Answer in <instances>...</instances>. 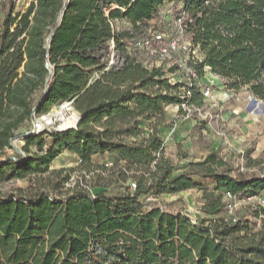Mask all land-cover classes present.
<instances>
[{
  "label": "trees",
  "instance_id": "1",
  "mask_svg": "<svg viewBox=\"0 0 264 264\" xmlns=\"http://www.w3.org/2000/svg\"><path fill=\"white\" fill-rule=\"evenodd\" d=\"M167 2L184 3L179 29L199 52L188 61L196 78L209 70L228 89L264 100V0H32L24 11H15L14 0L2 2L0 264H264L263 210L253 211L254 220L225 217L226 193L260 196L264 173L237 170L221 148L177 173L166 154L167 107L202 99L196 78L173 82L174 70L147 66L136 45L148 29L157 31L152 22L162 28ZM110 41L122 61L109 67ZM63 102L80 120L52 131L50 141L34 122ZM27 125L32 129L22 132ZM18 138L23 151L13 144ZM65 151L79 157L81 169L132 179L136 188L94 194L78 185L63 193L72 169L51 164ZM251 153L246 165H260ZM106 156L111 165L98 160ZM18 180L28 185L2 189ZM198 186L202 221L142 200Z\"/></svg>",
  "mask_w": 264,
  "mask_h": 264
},
{
  "label": "rangeland",
  "instance_id": "2",
  "mask_svg": "<svg viewBox=\"0 0 264 264\" xmlns=\"http://www.w3.org/2000/svg\"><path fill=\"white\" fill-rule=\"evenodd\" d=\"M3 2V1H2ZM2 2H0V31L1 23L3 19V7ZM32 0H14L15 11H24ZM184 7L183 2H167L161 10V18L163 20V25L157 27L155 22L151 23L152 29L161 31L166 34L167 38H177L179 37L181 44H189L190 38L186 34H182L179 29V19L178 16ZM116 26L120 28L123 26L121 22H117ZM145 35L151 36L152 33L149 31ZM199 54V52H197ZM122 53H115V60L122 61ZM176 56V57H175ZM190 57V52H180L175 55L164 56L160 54H152L146 50L143 52L142 60L149 66H163L166 70L173 69L174 71L169 72V76L173 81H181L183 77H186L185 71L180 67V58L188 59ZM208 78L203 83V80H198L202 92V99L196 103L190 105L188 109L177 110L174 105L169 108L168 113V126L161 129V136L164 141L166 154L172 157L177 162V167L175 172L179 173L185 170L188 166L190 160H200L204 158L208 152H210V146L213 145L214 136L212 131L209 130L208 125L217 128V125H221L222 120L217 113H214L217 108H237L239 111L240 107L236 106V103L243 108L244 114H249L253 118L247 122V135L242 138V142L239 147L234 149H225L222 151L221 155L226 159L231 160L236 169H247L264 173V100L255 98L250 92L244 88L239 92H235L227 88L226 81L220 76L213 74L210 76L206 74ZM199 79V78H196ZM203 87V88H202ZM209 88L210 94L205 95L204 91ZM234 99V103L230 100ZM256 99V100H255ZM230 101V102H229ZM67 102L55 105L51 110L39 116L44 123V131L46 132V138L51 141L50 133L55 130H60L62 121L59 120V112L62 110L63 106H66ZM67 106L68 119L72 121L76 120V116L79 113L74 110L72 104ZM168 112V111H167ZM51 117L52 122L49 124L46 122L45 118ZM145 130L141 135H147L149 130L144 126ZM32 126L27 125L20 130L22 132L31 130ZM223 130V129H222ZM220 130V131H222ZM183 136V138H182ZM218 136H222L221 134ZM178 143L182 144V149L187 152L188 157L184 158L178 155ZM14 146L19 150L23 151L25 142L22 138L15 139L13 141ZM31 150L36 151V147L32 146ZM248 150H252L251 156L253 158H260L262 163L257 166L248 167L246 165V154ZM14 154L13 149L8 150V155L12 156ZM100 162H109L111 165L114 159L107 156L105 158H99ZM79 157L71 152L65 151L51 164L52 170H65L69 169L71 173V180L65 184L62 188V192L74 190L78 185L81 187H86L92 193L96 194L104 190L108 194H116L124 192L127 187L131 186L135 181L130 179L126 183L122 181H114L109 177V172H102L101 170L88 172L80 168ZM66 172L64 174H66ZM97 174H101V177ZM47 176V174L45 175ZM198 182L199 179H197ZM28 183L25 180H18L14 183L6 184L2 187L4 191H9L11 188L15 187H26ZM214 188V186H212ZM203 189L200 186L188 189L176 194H162L159 197L154 196H143L142 200L150 202L151 205L158 204L163 205L165 208L175 212H185L194 221H202L204 214L201 211V207L204 202ZM59 194V193H58ZM229 204V210L225 214V217L233 218H243L254 220L253 211L255 209L263 210L264 212V192L254 198H227ZM255 228H260V220H255Z\"/></svg>",
  "mask_w": 264,
  "mask_h": 264
},
{
  "label": "built area",
  "instance_id": "3",
  "mask_svg": "<svg viewBox=\"0 0 264 264\" xmlns=\"http://www.w3.org/2000/svg\"><path fill=\"white\" fill-rule=\"evenodd\" d=\"M2 1H5V0H0V2H2ZM180 22H181V19H180ZM116 24H117V22H114L113 25H116ZM149 31L152 33L151 36L144 35L142 37H139L136 40V45L139 48H142V49H144L147 52L152 53V54L156 53V54H160V55H164V56H170V57L176 53H180L181 51L182 52L189 51L190 54L193 53L197 57H200V55L197 53L198 50H196V49L193 50L191 40L189 41V44L182 45L179 37H177V38L173 37V38L168 39L166 34L163 32L152 31L151 29H148L147 32H149ZM181 33L184 34V31L182 30V28H181ZM115 53H116V50H115L114 41H110V53L107 57V62H108L109 67L113 66L119 62L118 59L117 60L114 59ZM189 58L187 60L180 58V60H179L180 64L179 65L185 71L190 84H192L191 83L192 80L195 79L197 75H196L195 70L188 65ZM171 80H172V78H171ZM173 82H177V81H173ZM188 94L190 95V92H188ZM204 94L209 95L210 89L207 88L204 91ZM190 105L191 104H189V102L185 100L181 103L174 104V107L177 110H181V109H188L190 107ZM43 129H44L43 121L40 119H36V121L34 122V130H36L37 132H40ZM131 188L132 189L136 188V184L132 183ZM226 197L229 199L236 198L229 192L226 193ZM233 220L235 221L236 218H233Z\"/></svg>",
  "mask_w": 264,
  "mask_h": 264
},
{
  "label": "crops",
  "instance_id": "4",
  "mask_svg": "<svg viewBox=\"0 0 264 264\" xmlns=\"http://www.w3.org/2000/svg\"><path fill=\"white\" fill-rule=\"evenodd\" d=\"M206 74H209L210 76L213 75V73L209 70ZM205 76L201 78L204 84L208 79ZM198 80L200 79H196V84L200 90L201 86ZM230 101L234 103V99ZM171 106L173 105H169L167 107L168 113ZM236 106L240 107L239 111L237 110V108H230L229 106L228 108H217V110H215L214 113H217V115L220 116V120H222V122L221 125L216 124L217 128L208 125L209 130L212 131V135L214 136L213 145L210 146L211 151H216L219 148H221L222 151L225 149L228 150L237 148L241 144L242 138H245V135H247L246 125L247 122L249 120L251 121L253 117L249 114H244L243 108H241L239 104L236 103ZM220 134L222 135L221 137L218 136Z\"/></svg>",
  "mask_w": 264,
  "mask_h": 264
},
{
  "label": "bare ground",
  "instance_id": "5",
  "mask_svg": "<svg viewBox=\"0 0 264 264\" xmlns=\"http://www.w3.org/2000/svg\"><path fill=\"white\" fill-rule=\"evenodd\" d=\"M65 105L66 106H63L62 110L59 112V115H58L59 120L62 121L61 128H63V129L68 128L70 126H75L76 122L78 120L77 115H75L76 116V120H74V121H72V119L71 120L68 119V117H67L68 116V113H67L68 108H67V106L70 105V104L67 102ZM45 120L49 124L52 122V118L51 117H47V118H45Z\"/></svg>",
  "mask_w": 264,
  "mask_h": 264
},
{
  "label": "water",
  "instance_id": "6",
  "mask_svg": "<svg viewBox=\"0 0 264 264\" xmlns=\"http://www.w3.org/2000/svg\"><path fill=\"white\" fill-rule=\"evenodd\" d=\"M256 100V99H255ZM79 120H80V115L78 116V120H77V122H76V125L75 126H70V127H68V128H65V129H63V128H60V130H67V129H70V128H74V127H76L77 126V124H78V122H79Z\"/></svg>",
  "mask_w": 264,
  "mask_h": 264
}]
</instances>
